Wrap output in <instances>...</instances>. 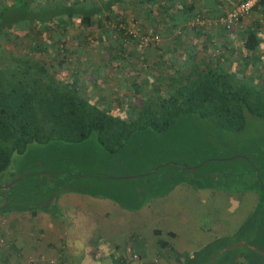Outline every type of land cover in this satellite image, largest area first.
I'll use <instances>...</instances> for the list:
<instances>
[{
  "label": "crops",
  "instance_id": "obj_1",
  "mask_svg": "<svg viewBox=\"0 0 264 264\" xmlns=\"http://www.w3.org/2000/svg\"><path fill=\"white\" fill-rule=\"evenodd\" d=\"M238 1L138 0L136 13L140 30L161 37L157 43L159 50L149 58L152 64L160 66L155 72L158 75L165 72L177 83L187 75L193 77L197 68L207 66H218L251 80L264 78V0H258L230 30H224L217 21ZM121 5L124 12L133 13V5ZM117 7L122 10L121 6ZM196 16L205 21L191 24ZM249 30L257 38L254 49L243 45V37ZM214 159L212 156L201 159L204 162L201 170L200 166L190 164L185 172L182 168H170L172 173L182 171L177 174L180 178L198 169L199 175L212 177V184L196 185L180 179L167 188L149 190L146 195V179L157 175L160 169H169L162 163H157L155 168L149 164L143 172L118 178L125 180L113 182L107 192L89 193L66 187L57 191L48 209L0 214V236L7 241L5 246L0 245V264H17L27 256L35 260L34 264H44L40 261L41 255L53 259L52 264H178L183 255H190L203 245L209 246L206 250L209 253L222 249L210 255L213 257L210 261L208 258L206 264H209L221 252L229 248L233 251L244 242L261 247L263 239L259 244L246 237L258 228L257 222L261 219L254 191L245 189L248 201L242 203L244 197L239 188H225L222 179L225 167L215 165L209 169L211 165L207 162ZM191 160L197 161L195 156ZM150 168L152 173H147ZM254 174L257 184V172ZM158 181L161 183V178ZM242 181L249 183L252 178ZM212 191L218 197L216 204L204 200ZM175 195L182 198L175 201ZM222 213L234 225L218 233L215 224H211V216L217 221ZM231 213L239 217H231Z\"/></svg>",
  "mask_w": 264,
  "mask_h": 264
},
{
  "label": "trees",
  "instance_id": "obj_2",
  "mask_svg": "<svg viewBox=\"0 0 264 264\" xmlns=\"http://www.w3.org/2000/svg\"><path fill=\"white\" fill-rule=\"evenodd\" d=\"M131 1L132 4L128 0H1L0 47L6 46L5 41L11 39L10 33L17 27L28 29L37 24L40 33L50 29L63 30L74 24L88 29L101 27L104 20L115 18L120 21L116 33L133 37L137 43L140 32L135 36L126 33L127 19L121 5L137 8L138 0ZM117 6H121L122 10ZM256 43L253 31H247L243 37L244 47L254 49ZM5 48L8 59L0 64V184L5 182L4 175H8L12 183L7 189L0 188V214L11 211L33 213L38 209H48L58 190L74 188L63 183L64 180L57 174L53 176L59 170L42 169L40 173L43 162L39 156H19L30 154L33 145L62 140L70 142L71 149H76V143L94 137L102 148L114 153L122 151L132 141L136 142L134 140L140 136L147 135L134 134L138 130L160 131L187 122L200 124L193 129L200 130V133L192 138L193 143L198 142L199 146L190 154L197 156L202 152L203 142L218 140L226 130L240 129L246 112L264 117V88L261 83L218 66L197 68L193 77L187 75L179 80L173 90L157 94L155 101L142 94L137 103L108 107L84 88L88 82L92 83V79L73 70L67 73L60 59L44 62L27 52H17L8 46ZM29 49L38 52L47 48L39 44L36 38ZM27 161L31 164L26 165ZM181 162L185 164L177 165L178 162H175L173 165L172 161L164 164L169 168L166 176H162L166 177L165 180L162 178L164 188L180 179L196 185L201 182L212 184L208 181L212 177H203L198 172L183 178L172 173V167L176 170L182 168L184 172L187 170L189 164ZM192 162L195 167L200 166L199 170L203 168L201 159ZM151 171L152 168L146 170L147 173ZM23 190H27L24 199L21 196ZM33 200L36 202L31 203ZM208 248L203 245L192 254L183 255L178 264H206L209 256L217 250L209 253L206 251ZM234 249L227 256L225 264H236L241 252ZM224 252L209 264L220 262ZM245 258V262L250 264L249 257Z\"/></svg>",
  "mask_w": 264,
  "mask_h": 264
},
{
  "label": "rangeland",
  "instance_id": "obj_3",
  "mask_svg": "<svg viewBox=\"0 0 264 264\" xmlns=\"http://www.w3.org/2000/svg\"><path fill=\"white\" fill-rule=\"evenodd\" d=\"M136 10V8H131L133 13L125 11L124 14L127 19V21L125 20L126 33L130 32L135 36L140 32L137 43L133 40V37L128 38L116 33L120 21L119 18H115L104 20L101 27L92 26L88 29L74 24L72 27L63 30L50 29L40 33L37 24H33L28 29L17 27L16 30L10 33L11 39H7L5 44L17 52H27L30 56L44 62H55L60 59L63 69L67 73L69 70H73L85 78L92 79V83L88 82V85H85L84 88L88 89L91 94L102 101L103 105H108V107H120V105L125 107L126 104L137 103L140 97L143 96L142 94L155 101L160 91L173 89L177 85V80H172L165 72L159 75L155 72L156 67L160 66L159 64H152L149 58L154 56L155 51L159 50L157 43L161 37H159V34L154 35L153 32L140 31L141 27L135 15ZM224 30L230 29L224 28ZM141 35L149 36L152 39L146 44L141 43ZM154 36L156 37L154 38ZM36 38H38L39 44H44L47 49L38 52L30 50L29 46ZM6 46L0 47V64H4L8 59ZM54 67L58 69L57 65H54ZM255 81L261 83L264 88L263 76L258 77ZM199 125L184 122L160 131L153 129L138 130L134 134L147 135L140 136L142 139L137 138L134 140L136 142L132 141L120 152H108L97 143L94 137H89L81 143H76V149H71L73 147H71L70 142L52 140L46 144L33 145L30 154L19 156H39L40 161L43 162L40 173L42 169L59 170L58 173H53V176L55 177L56 174L60 176L64 180L63 183L73 185L74 188L89 193H104L109 191L107 187L113 186V182H123L125 180L124 178H118L143 172L149 164L155 168L157 163L164 162L163 164H166L171 163V161L183 160L193 165L194 162L191 159L194 156H190V154L199 144L198 142L193 143L192 138L194 139L200 133V130L194 131L193 129ZM207 141L202 143V152L198 153L195 159H209L210 155L216 157L214 159L216 162L214 160L207 162L208 166L211 165L209 169L214 168L215 165L225 167L226 171L222 177L225 181V188H239L241 195L244 197L242 203L248 201L245 189L254 191L252 194L256 197L255 202L258 201L257 212L261 219L257 222L259 224L258 228L254 229L253 226L254 232L246 237L248 240L253 238L254 242L251 241L259 244L263 239L261 242L263 247L257 244L254 245L264 250V231L261 232V230H264V189L262 188V186L264 187V117L246 112L244 124L240 129L226 130L218 140ZM30 164L31 162L27 161L26 165ZM14 168L18 169L16 166ZM160 170L156 171L157 175L146 179L144 189L146 195H148L149 190L164 188L165 182L162 178L166 177L161 176H166L167 173H165L166 170ZM195 172L197 173L198 169ZM255 172H257V184L254 180ZM180 173L182 171H174L176 175ZM112 177L114 179H111ZM160 178L161 183L158 181ZM250 178H252V181L249 183L242 181H248ZM7 179H9V176L4 175L3 180ZM46 181H48V178H46ZM150 181L152 183H149ZM141 187L144 188V186ZM207 190L210 191L211 189L207 188ZM23 191L20 194L24 199L27 190ZM45 194L43 193V195ZM43 195H40V197ZM208 196L207 199H204L205 202L215 204L218 202V197L215 196L213 191L208 192ZM179 198L182 197L175 195V201ZM35 202L36 200L31 201V203ZM223 215L224 213L218 217L217 221L211 216V224H215L218 233H224L221 231H225L228 227L234 225L231 221L228 223L229 220ZM231 215V217H239L238 214L231 213ZM225 239L227 240V238ZM6 244L7 241L0 236V245L5 246ZM237 246L234 250H239L241 255L237 257L236 264H248L245 262V257H249L250 264H264L263 254H258L254 250L246 248V244ZM230 252L232 251L227 250L223 253L225 255L220 257L221 264H225L224 262L227 260V256L231 254ZM43 256L45 255L43 254ZM28 257L17 264H21Z\"/></svg>",
  "mask_w": 264,
  "mask_h": 264
},
{
  "label": "built area",
  "instance_id": "obj_4",
  "mask_svg": "<svg viewBox=\"0 0 264 264\" xmlns=\"http://www.w3.org/2000/svg\"><path fill=\"white\" fill-rule=\"evenodd\" d=\"M258 2V0H239L234 5H232L228 10L225 11L224 14L218 17L217 21L221 24L225 29H230L234 24H236L244 15H246L251 8ZM205 21V18L201 16H196L191 21L193 22H202ZM156 36H154L155 38ZM141 43H148L152 38L146 35L140 36ZM135 254H131V257H135ZM40 261L44 264H52L53 259H45L40 256ZM35 260L32 257L26 258L21 264H34Z\"/></svg>",
  "mask_w": 264,
  "mask_h": 264
},
{
  "label": "water",
  "instance_id": "obj_5",
  "mask_svg": "<svg viewBox=\"0 0 264 264\" xmlns=\"http://www.w3.org/2000/svg\"><path fill=\"white\" fill-rule=\"evenodd\" d=\"M6 185H8V184H6ZM6 185H5V186H6ZM241 242H242V241H241ZM233 245H235V244H230L229 246H233ZM246 245H248L251 249L260 252L261 254H264V250L260 249L259 247L255 246V245H253V244H247V243H246ZM229 246L227 245V246H225L223 249H225L226 247H229ZM221 250H222V249H221ZM221 250H217V252H215V254H218ZM215 254H213V255H215ZM212 257H213V256H210V257H209V261L212 259Z\"/></svg>",
  "mask_w": 264,
  "mask_h": 264
},
{
  "label": "flooded vegetation",
  "instance_id": "obj_6",
  "mask_svg": "<svg viewBox=\"0 0 264 264\" xmlns=\"http://www.w3.org/2000/svg\"><path fill=\"white\" fill-rule=\"evenodd\" d=\"M9 180L7 179V180H5V182L2 184H0V188H2V189H7V187L12 183V182H8ZM8 182V183H7ZM6 184H8V185H6ZM6 185V186H5Z\"/></svg>",
  "mask_w": 264,
  "mask_h": 264
}]
</instances>
